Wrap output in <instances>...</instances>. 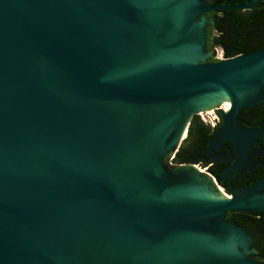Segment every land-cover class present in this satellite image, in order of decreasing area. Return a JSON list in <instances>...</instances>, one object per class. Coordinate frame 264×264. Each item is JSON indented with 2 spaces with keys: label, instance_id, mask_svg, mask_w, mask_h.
Listing matches in <instances>:
<instances>
[{
  "label": "water",
  "instance_id": "1",
  "mask_svg": "<svg viewBox=\"0 0 264 264\" xmlns=\"http://www.w3.org/2000/svg\"><path fill=\"white\" fill-rule=\"evenodd\" d=\"M216 9L0 0V264H264L226 218L264 212V179L166 162L205 100L229 110L214 144L258 134L239 111L264 99V48L209 60Z\"/></svg>",
  "mask_w": 264,
  "mask_h": 264
},
{
  "label": "flooded vegetation",
  "instance_id": "2",
  "mask_svg": "<svg viewBox=\"0 0 264 264\" xmlns=\"http://www.w3.org/2000/svg\"><path fill=\"white\" fill-rule=\"evenodd\" d=\"M205 1L226 7V9H216L204 15L209 18L210 25L207 29V49L217 44V39L221 34L217 27L218 21L221 24L234 21L240 25L249 21H259V12L264 10V0L248 9L238 6L245 5L250 0ZM211 31L215 33L209 35ZM259 49L261 48L251 51ZM209 58L213 60V54H209ZM212 109L215 110L212 113L216 114L218 119L214 118L212 113L206 118L205 115L199 114L201 111H198L192 118L179 148L170 155V165L176 168L182 166L196 168L205 173L215 187L220 185L225 191L249 186L264 179V99L254 105L243 107L239 111L241 123L248 129L257 130L258 134L234 141L224 140L221 143H213L223 124V113L229 110H226L225 100H222L216 107H209L206 110L211 112ZM238 214L245 219V224L234 219ZM226 218L241 225L251 235L253 243L250 257L264 260V212H228Z\"/></svg>",
  "mask_w": 264,
  "mask_h": 264
},
{
  "label": "trees",
  "instance_id": "3",
  "mask_svg": "<svg viewBox=\"0 0 264 264\" xmlns=\"http://www.w3.org/2000/svg\"><path fill=\"white\" fill-rule=\"evenodd\" d=\"M259 21H249L240 25L238 22L230 21L226 24L217 22L220 36L217 44L224 47L227 56L232 57L252 52L257 48H264V10L259 12ZM234 219L245 224V219L235 215Z\"/></svg>",
  "mask_w": 264,
  "mask_h": 264
},
{
  "label": "built area",
  "instance_id": "4",
  "mask_svg": "<svg viewBox=\"0 0 264 264\" xmlns=\"http://www.w3.org/2000/svg\"><path fill=\"white\" fill-rule=\"evenodd\" d=\"M212 54H213V60H214V61L226 60V59H228V58H231V57L227 56L224 47L221 46V45H219V44H217V47L214 48V50L212 51ZM236 56H237V55H236ZM232 57H234V56H232ZM214 111H215L214 109H212L211 112H208L207 110H203V111L199 112V114H200L201 116H203V115H205V114H206L207 116H208V115L210 116V114H211L212 112H214ZM212 114H213V113H212ZM212 116H213L214 118L218 119V116H217L216 114H213ZM212 178H213V180H215L214 177H212ZM216 186H217V188H218V186H220V185H216Z\"/></svg>",
  "mask_w": 264,
  "mask_h": 264
},
{
  "label": "rangeland",
  "instance_id": "5",
  "mask_svg": "<svg viewBox=\"0 0 264 264\" xmlns=\"http://www.w3.org/2000/svg\"><path fill=\"white\" fill-rule=\"evenodd\" d=\"M206 18L209 19L208 17H206ZM209 28H210V25H209V22H207L206 29H209ZM214 33H215L214 31H211V33L209 35L214 34ZM215 47H217V44H214L213 45V48H210V53L211 54H212V51L214 50ZM205 117L207 118V115L206 114H205ZM169 161H170V156L166 159V162H167L168 165H170V162ZM252 243H253V239H252ZM247 253H249V254L252 253V244H251L250 250H248Z\"/></svg>",
  "mask_w": 264,
  "mask_h": 264
},
{
  "label": "bare ground",
  "instance_id": "6",
  "mask_svg": "<svg viewBox=\"0 0 264 264\" xmlns=\"http://www.w3.org/2000/svg\"><path fill=\"white\" fill-rule=\"evenodd\" d=\"M216 102H217V101L205 100V101H203V102L201 103L200 106H207V107H206V109H207V108H209L208 106H210V105H212V106H210V107H213V104H216ZM186 132H187V129L185 130V132H184V134H183L184 137L186 136ZM217 189L224 190V189H223L222 187H220V186H218ZM224 191H225V190H224Z\"/></svg>",
  "mask_w": 264,
  "mask_h": 264
}]
</instances>
